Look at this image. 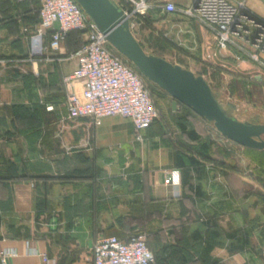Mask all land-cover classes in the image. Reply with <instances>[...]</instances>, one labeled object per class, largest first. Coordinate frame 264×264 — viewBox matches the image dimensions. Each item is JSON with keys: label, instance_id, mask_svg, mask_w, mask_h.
<instances>
[{"label": "crops", "instance_id": "1", "mask_svg": "<svg viewBox=\"0 0 264 264\" xmlns=\"http://www.w3.org/2000/svg\"><path fill=\"white\" fill-rule=\"evenodd\" d=\"M244 6L264 20V0ZM37 7L0 0V264H91L97 237L134 231L145 234L154 264H264V151L202 134L184 107L171 111V99V119L153 122L141 142L125 119L66 118L73 39L51 44L47 31L45 58L28 59ZM165 17L181 44L153 55L208 85L212 72L248 83L264 110V66L219 48L211 30L180 12ZM171 170L177 197L163 184Z\"/></svg>", "mask_w": 264, "mask_h": 264}, {"label": "built area", "instance_id": "2", "mask_svg": "<svg viewBox=\"0 0 264 264\" xmlns=\"http://www.w3.org/2000/svg\"><path fill=\"white\" fill-rule=\"evenodd\" d=\"M35 1L39 29L28 38V59L45 58L43 37L47 31L52 44L61 41L70 30L83 29L81 45L67 54L75 60V66L62 77L66 118L86 119L93 126L104 118L125 119L131 124L133 141L141 142V133L158 119L144 77L122 55L108 50L105 34L75 0ZM114 1L127 20L131 16L143 18L155 9L166 15L180 12L211 30L219 48L232 46L247 59L264 66L260 58L264 55V20L250 15L244 0H185L184 5H177V0ZM163 184L174 189L173 197L178 196L177 171H169ZM90 252L91 264H154L141 231L122 238L99 236Z\"/></svg>", "mask_w": 264, "mask_h": 264}, {"label": "water", "instance_id": "3", "mask_svg": "<svg viewBox=\"0 0 264 264\" xmlns=\"http://www.w3.org/2000/svg\"><path fill=\"white\" fill-rule=\"evenodd\" d=\"M108 43L150 83L171 97L174 112L180 102L199 118L211 122L223 138L247 149L264 150V124L242 123L229 117L207 82L191 71L145 53L129 31L128 20L114 0H75ZM83 32V29L80 30ZM232 109V105L229 104Z\"/></svg>", "mask_w": 264, "mask_h": 264}, {"label": "rangeland", "instance_id": "4", "mask_svg": "<svg viewBox=\"0 0 264 264\" xmlns=\"http://www.w3.org/2000/svg\"><path fill=\"white\" fill-rule=\"evenodd\" d=\"M165 16L166 14H162L155 9L149 11L143 18L138 16H131L128 18L129 31L145 53L153 54L161 52L162 49L170 47L171 44L176 48L180 47L181 43L173 39L171 33L168 34L167 30L163 28L165 23L171 22L165 19ZM107 48L111 53L118 56L121 55L109 43ZM261 57L264 58V55L262 54ZM208 76H210L211 82H209V86L212 92L215 94L218 103L229 117L242 123H250L257 118L255 123L264 124V110H262L261 102H258L255 95H252L256 94V88L254 89L251 85L242 81L225 82L223 80L224 77L217 72H212L211 75ZM143 79L158 113V119L155 122L169 121V119H171L169 115V100L171 97L156 85L148 82L145 78ZM229 104L233 106L232 109ZM181 116L182 115L179 117ZM192 116L189 117L187 115V119L199 125V130L202 134L209 137H220L213 128L211 122H207L193 114ZM260 139L264 141V135H262ZM234 147L238 149L237 145ZM236 152H238V150Z\"/></svg>", "mask_w": 264, "mask_h": 264}, {"label": "trees", "instance_id": "5", "mask_svg": "<svg viewBox=\"0 0 264 264\" xmlns=\"http://www.w3.org/2000/svg\"><path fill=\"white\" fill-rule=\"evenodd\" d=\"M67 36H72V39H73V43H74V48L72 49L73 51H75L80 45H81V35H80V32L78 31V30H70V31H68L65 35H64V38L63 39H65ZM72 50L70 51V52H72ZM180 106H182V107H184V109L185 110H187V112H189V113H191V114H193L191 111H190V109H189V107H187L186 105H184V104H182V103H180V102H177L176 103V107H180ZM194 115V114H193ZM156 121V120H155ZM154 121V122H155ZM151 126V125H150ZM149 126V127H150ZM259 151H264V150H259ZM133 233V232H132ZM145 244H146V246H147V242H146V239H145Z\"/></svg>", "mask_w": 264, "mask_h": 264}]
</instances>
